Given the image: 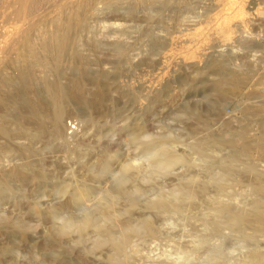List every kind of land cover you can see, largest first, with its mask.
<instances>
[{"label":"rangeland","instance_id":"obj_1","mask_svg":"<svg viewBox=\"0 0 264 264\" xmlns=\"http://www.w3.org/2000/svg\"><path fill=\"white\" fill-rule=\"evenodd\" d=\"M1 1L0 54L8 44V37L14 35L15 28L20 23L15 12L17 4L9 0ZM140 2L138 0L99 2V12L89 13L85 26H78L75 31L73 30V34L71 33L74 38L78 34L79 41L72 38L74 42L72 41V46L66 51L59 67L55 68L50 63L49 68H42L43 71L46 70V74L48 72L49 77L43 78L44 72L35 79L34 86L38 88V95L43 104L48 106L45 108H49L50 105L52 108L54 100L49 95L51 93L45 89V81L55 78L64 81L66 78H76L77 74L79 75L76 79L85 87L83 95L78 99L60 96L58 100L62 106L59 115L63 117L65 126H68L70 121H75L77 128L74 132L69 133L68 131L73 128H69L70 130L66 128L69 135L77 138L81 134L80 136L85 137L81 144L71 148L64 140L53 135L35 141L31 153L18 150L19 158L29 162L28 171L16 176H0L1 260L9 255L6 253L8 247L11 249L14 245L18 248L22 242L21 244L25 243L22 250H25L27 248L25 245L27 246L34 237L37 238L34 239L36 241L49 244L55 241L52 243L55 246L57 241V248L59 242L65 241L69 247L74 244L73 253H81L83 248L97 239L98 234L94 227L90 226L79 230L80 232L72 227L62 235H60L62 230L59 233V227L62 229V225H67V218L78 221L85 213H91L94 223L106 224L111 227L114 235L120 237L125 233V236H133L135 233L134 237H126L133 240L132 244H136L143 255L157 257L164 254L162 256L167 258L168 264H225L224 261L229 264L231 258L234 262L233 257H237L245 250L242 248L243 245H247L251 252H255V257L260 251L259 261L262 260L260 264H264L262 252L264 228L261 231L245 229L243 232L242 228L235 230L226 223L217 221L215 224V221L211 220L214 216L212 211L206 207L200 195L189 200L183 197L188 186L197 187L200 183V176H191L190 173L197 169L198 161L196 163L192 161L199 157L196 149L201 134L197 128L198 123L200 124L198 115L203 103L206 101L209 103L213 98L212 80L215 73L213 67L208 66L210 63H206L212 61L211 54L201 56L204 59L198 66H186L181 62L180 56L185 54L193 43H197L199 34L214 30L227 9L224 8V3L217 6L210 0H186L180 6L167 0H144L141 4ZM53 9L49 7L44 12H49L50 16L54 13ZM114 22H120L121 29L125 31L120 32L119 26L118 28L112 26ZM44 24L40 25L41 29L45 27ZM8 33L11 35L8 36ZM260 33L264 36V30ZM76 50L80 51L83 57H74ZM165 52L168 55L165 56L164 54H167ZM94 78H99L102 86H94L92 83L95 81ZM12 89L9 90V95L18 100L30 95L25 86ZM0 138L1 141L8 143L19 139L17 142H28L23 136L12 139L0 135ZM158 143H164L166 148L171 150L184 151V154L186 152L185 161L174 164L175 168L170 167L171 171L169 168L168 171L154 167L151 149ZM146 144L151 146L148 148ZM8 152L12 151L1 153L0 166L12 155L10 153L9 156ZM247 159L244 158L240 166L247 162H256L254 157L253 161L251 157ZM261 163L257 167L262 165L264 168V162ZM222 177L224 180H220ZM237 177H218L221 181H216L221 188L219 196L225 199L226 195V200L230 199L229 201L234 203L258 201L264 205V200L262 201L264 193L258 189L259 187L252 182L251 186L248 180L239 182ZM254 187L261 192H257ZM259 193L263 195L257 199ZM254 197L257 198L254 200ZM99 207L101 210L108 207L114 214L105 220L99 214ZM145 220L151 227L155 226L152 227L155 231L152 229L151 232L155 235L149 236L151 233L147 229L146 233L150 234L142 232ZM140 227L142 231L139 230ZM126 229L132 234L124 232ZM53 233L57 238L51 237ZM80 234L82 238H78ZM74 239H77L75 240L77 243H74ZM78 239L81 243H78ZM76 244L80 246L77 245L79 249L83 247L81 252ZM192 247L195 250L189 253L187 249ZM60 248L59 246L58 249ZM63 248L64 245L60 250L67 251ZM216 250L220 253L217 251L215 256L220 254V257L217 256L219 260L215 262L212 260L213 255L212 258L208 255L209 252ZM64 254L67 255L68 251ZM195 255L197 257L194 259ZM221 260H224L223 263Z\"/></svg>","mask_w":264,"mask_h":264},{"label":"bare ground","instance_id":"obj_2","mask_svg":"<svg viewBox=\"0 0 264 264\" xmlns=\"http://www.w3.org/2000/svg\"><path fill=\"white\" fill-rule=\"evenodd\" d=\"M10 1L17 4L15 12L18 15L17 18L20 19V23L16 26L14 35L8 33V36H11L8 37L9 41L7 39V46L5 48L1 47V49L4 48V50H1L2 53L0 54V135L4 137L8 136L12 139H18V137L23 136V138L26 137V139H28V142H17L20 140L19 139L17 141H10V143H8L7 141L4 142L0 140V155L6 151H12L10 152L12 153L11 156L8 152L10 157L8 158L7 162L1 164L2 166H0V176H16L19 173L27 172L29 169V162L19 158L20 156H18V150L20 152L22 149L23 152L29 154L28 152L31 153L33 150V142L44 139L49 135L56 136V138H61L69 148L72 146L77 147L83 142L85 136L82 137L80 134L77 138H74L73 135H69L66 132V128H73L71 130L69 129L70 131L68 132H74L77 126L74 123L75 121H70L68 123L69 125L65 126L63 123V117L59 115L62 105L58 100V98L62 95H65L68 97V99H78L81 97V95H83L85 87H83V85L79 83L78 79H76L79 75L77 74L76 78H66L67 80L64 81H61L59 78H51L52 80L45 81V89L51 93L49 95H51L54 100L52 108H50L51 105L49 108H45L48 106L43 104L42 99L38 95V88L34 86V81L38 75H41L46 71H43L42 68H47L50 66V63H52L55 68L59 67L66 51L72 46V38L76 40L78 37L77 33H74V35L77 34L75 35L77 36L76 38H74V36L72 37L71 33L73 34V30L75 31L78 26H85L87 15L89 13H97V11L100 9V6H98L99 2L105 1L114 3L118 0H9V2ZM139 1L142 2L144 0H138V2ZM185 1L186 0H167V2L174 3L177 6L185 3ZM0 2L2 1L0 0ZM210 2L217 6H220V4L224 3L223 6H225L224 8L227 9V11L223 13V19L220 21L218 26L214 28V30L206 31L201 34L198 33L200 37L197 39V43H193V46L190 48L188 47V51L180 56L181 62L186 66H198L203 62L204 59L201 56L211 54L210 57L212 56V61L206 63H210L208 66H212L215 73L212 80L213 89L211 88L213 93L212 100L209 101V103L206 101L202 106L199 104V106H201L200 115H198L200 124L198 122L197 123L200 128H197L199 131H201L199 132L201 134L198 133L200 137L198 139V145L196 148L198 149L199 157L197 156L198 158L195 161H192L195 163L198 161L196 163L197 169L192 173L189 171L191 176H200V183L197 187L188 186V188L184 191L183 197L188 198L189 200V198L194 199L200 195L202 197L201 200H203V203H205L206 207L212 211L214 216L211 218V220H213V222L215 221V224L217 221H219L220 223L229 224L235 230H240L242 228V231L245 229H255L256 231H261V229L264 228V205H261V203H258V201H239L234 203L229 201L230 199L226 200L227 197L225 194V199L222 198V196H219V190L221 188H219L220 186H218L219 184H217L216 181L219 180V176H238L239 178L237 177V181L240 182L248 180L249 184H251V182L252 184H256L259 187L258 189L264 193V168L262 165L257 167L259 163L262 164L261 162H264V36L260 33V31L263 33L264 30V0H210ZM225 4L228 6L227 8ZM4 5L6 4L4 3ZM49 7L54 8V13L50 16L49 12V14L44 12ZM177 23L179 22L177 21ZM41 24L45 25L43 29L40 28ZM120 24V22H114L112 23V26H117L116 28L119 26L121 29ZM34 31H36L35 35L33 33ZM119 31L121 32L125 30L121 29ZM119 34L122 35V33ZM77 40L79 41L78 38ZM164 55L166 56L168 53ZM74 57L80 58L83 56L80 51L76 50L74 51ZM103 68L106 69L107 67ZM42 75V77L45 79L49 77L48 72L47 74L45 72V74ZM92 83L97 87L102 86V81L99 78L95 79V81ZM17 86H25L29 90L30 95L28 94V97L22 98L20 100L9 95L11 89ZM45 89L43 88V90ZM12 90L14 92V89ZM149 146L151 145L146 144V147L149 148ZM153 148L154 149H151L153 150V154L151 153L152 157H154V163L152 162V165L159 169L168 170L169 168L171 171L172 166L175 168L174 164L176 165V163L179 161H185L186 159V152L184 154V151L180 152L176 149H168L164 143H158L157 145H154ZM250 157L251 160L252 157H254L256 162H247L244 163L243 166H240V162H242L244 158H248L247 160H249ZM193 164L194 163H192V165ZM187 176H189V174ZM234 178L236 179V177ZM222 179L223 177L220 178V180ZM252 184L251 186L254 185ZM254 188L252 189L253 191ZM255 190L257 191V188H255ZM259 190L257 192H261ZM261 194L258 196V198L254 197L253 199H259V197H262ZM263 200L264 197L262 201ZM255 203H257V205H255ZM101 207H99V214L104 217L103 219L110 218V216H112L111 214H114L112 209L103 207V210H101ZM189 210L191 211L192 209ZM92 215L93 214L91 213H85L84 216L78 221L71 220L72 218H67V225H62V229L61 226L59 227V233L60 230H62L60 235L67 233L66 231H68L69 228L72 229V227H74L75 230L78 229V231L87 229L90 226L94 227V231L97 232L96 234H98V237H96L97 239L93 237L95 241L92 243L90 242L91 244L85 247L87 251H85V248L83 247L82 248L84 250L82 251V248L79 249L80 246L76 244V246H79L76 248L82 252L80 251L81 253L74 254L73 248L75 245L73 243L69 242L70 244H73L69 247V244L64 243L65 241L63 243L59 242L60 244L62 243V246L59 244L58 248L59 246L62 248L64 245L65 248L63 249H67L68 251V254L65 255L66 253L64 254V252L67 251L60 250L61 248L58 249L56 247L57 241L55 246L52 244L55 242L53 240V242L49 244L47 242L36 241L34 239L37 238L34 237V239L31 238L32 241L30 240L31 242L29 241L30 243L27 246L25 245V247H27L25 250H22L24 249V246L22 247V245L25 243L21 244L22 242L20 243L19 240L18 243H20V247H16L17 249L12 243L11 244L13 245V248L9 249L7 246V251L9 252L10 250V253L6 252L9 255L7 256L6 254L4 256H7L6 258L2 260L0 259V264H168V261L166 260L167 258L162 256L164 254L160 253L161 255H157V257H149L147 254L146 256L143 255L140 252V248L136 244H132L133 240L128 239L130 235H126L128 238L125 236V233H123L124 235H120V237L119 235H114L111 227L107 226L106 224L94 223V218ZM144 223V230L141 227L139 230H143L142 232L144 234L147 230H149L150 233L153 232L152 229L155 226H152V228L150 226L151 224L149 225L146 223V220ZM209 226H211V224ZM131 230L133 231V229H130V231ZM136 230L137 228L135 231ZM124 232H127V234H132V232H129V230ZM53 234L51 237H56L55 234ZM134 234L135 233H133V236H131L134 237ZM152 234L153 233H151L149 236H152ZM256 235L258 236V234ZM197 237H199V235ZM78 238H82L81 234ZM75 240L77 239H74V243H77ZM87 240L88 238L86 241ZM15 243H17V241ZM78 243H81L80 239H78ZM65 244L68 247L65 246ZM193 246L195 247L194 244ZM204 247L207 249V246L204 245ZM242 248L245 250L242 251V253H240L237 257H233L234 262L231 260V258L229 260V264H260V262H263L262 260L259 261V258L261 257L258 253L260 251L257 252V256L255 257V252L252 251V253L247 245H243ZM165 250L167 249L165 248ZM194 250L195 248L193 247L187 249L189 253ZM217 251L218 250L213 252L211 251L209 252L210 254L208 253V256L210 257L213 255V258H211L212 260L214 259L213 261L215 262L217 259L219 260L218 257H220V254L217 255L218 257L215 256ZM262 252H264V250H262ZM218 253L220 252L218 251ZM196 257L197 256L195 255L194 259ZM223 261L224 260H221L222 263ZM224 263L227 264L225 261Z\"/></svg>","mask_w":264,"mask_h":264}]
</instances>
